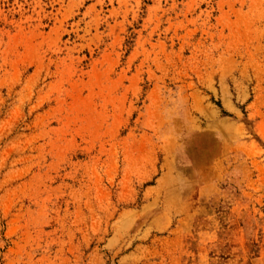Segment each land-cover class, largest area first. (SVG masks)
Returning a JSON list of instances; mask_svg holds the SVG:
<instances>
[{
  "label": "rangeland",
  "instance_id": "374dc122",
  "mask_svg": "<svg viewBox=\"0 0 264 264\" xmlns=\"http://www.w3.org/2000/svg\"><path fill=\"white\" fill-rule=\"evenodd\" d=\"M0 264H264V0H0Z\"/></svg>",
  "mask_w": 264,
  "mask_h": 264
}]
</instances>
